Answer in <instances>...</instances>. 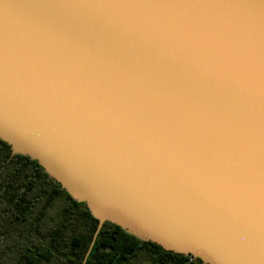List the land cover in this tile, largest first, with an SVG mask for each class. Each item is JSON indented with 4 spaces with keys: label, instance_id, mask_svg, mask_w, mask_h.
<instances>
[{
    "label": "water",
    "instance_id": "water-1",
    "mask_svg": "<svg viewBox=\"0 0 264 264\" xmlns=\"http://www.w3.org/2000/svg\"><path fill=\"white\" fill-rule=\"evenodd\" d=\"M0 139L99 221L264 264V0H0Z\"/></svg>",
    "mask_w": 264,
    "mask_h": 264
},
{
    "label": "trees",
    "instance_id": "trees-1",
    "mask_svg": "<svg viewBox=\"0 0 264 264\" xmlns=\"http://www.w3.org/2000/svg\"><path fill=\"white\" fill-rule=\"evenodd\" d=\"M99 221L0 139V264H83ZM85 264H204L106 222Z\"/></svg>",
    "mask_w": 264,
    "mask_h": 264
}]
</instances>
